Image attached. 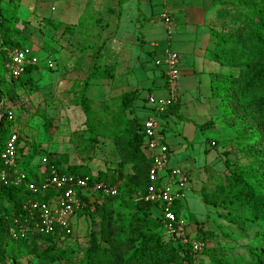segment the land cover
Masks as SVG:
<instances>
[{
  "label": "trees",
  "instance_id": "1",
  "mask_svg": "<svg viewBox=\"0 0 264 264\" xmlns=\"http://www.w3.org/2000/svg\"><path fill=\"white\" fill-rule=\"evenodd\" d=\"M235 3L244 8H234ZM252 10L256 12L255 16L251 14ZM219 16L223 20L222 26L211 30L214 47L206 50L208 59L226 69L225 72L212 74V94L219 100L216 118L237 129L233 140L252 159L242 164L226 157L228 172L213 174L214 187L203 186L200 195L205 204L219 209L220 216L241 228L245 229L249 223L264 228V0H229L219 10ZM80 19L84 21V17ZM45 23L54 29L63 26L62 21L49 18ZM14 28L12 20L0 15V174L5 169L1 154L11 136V125L4 108L17 110L15 103L20 89L35 83V73L40 65L28 64L18 77L9 75V52L21 46L13 38ZM114 73L113 65L95 64L87 78L75 81L69 90L73 94L72 102L80 106L86 115L87 141L97 145L100 137L110 139L118 156L114 164L95 173L88 163L93 156L88 155L80 163H69L67 167L49 163L40 171L32 164L37 148L20 131V141L24 142V146L19 148L17 165L30 180L41 183L56 166L70 174L89 176L92 181H102L117 188L116 194L104 196L100 203L90 202L78 211L79 219L89 221L87 245L73 248L69 243L74 236L71 233L35 230V223L39 221L38 211L31 216L24 203L27 204L29 199L47 201L54 190L34 194L25 185L4 184L0 179V206L9 213V226H0L1 264H14L6 253V247H14V260L24 252L37 259V264H56L63 260L72 261V264H204V260L199 261V254L194 253L188 244L166 238L159 216L156 217L160 230L150 229L149 219L156 207L145 199L151 186V161L144 150L141 122L136 113L132 115L140 91L123 92L101 109L95 108L94 100L87 95L93 78L113 77ZM177 103L178 100L162 114L165 128L169 124L168 117L176 113ZM102 110L104 116L99 117ZM42 119L45 131L51 133L55 128L51 119L46 114H42ZM194 123L198 128L205 129L213 126L215 121ZM218 141L213 140L214 145L217 146ZM24 148H28L27 153H24ZM60 157L68 162L67 154ZM20 162L25 169H20ZM13 176L10 170L9 177ZM97 196L101 197L100 194ZM86 200H89L88 197ZM92 203L94 210L90 207ZM109 203L112 204L108 208ZM173 210L178 217L183 216V202L177 200ZM189 221L196 225L197 239L207 242V239L215 237L216 231L204 228L203 221L194 214L189 215ZM11 229L16 231V237ZM209 251L205 246L201 253ZM210 256L208 264H264V254L257 250L249 251L246 263L213 253Z\"/></svg>",
  "mask_w": 264,
  "mask_h": 264
},
{
  "label": "rangeland",
  "instance_id": "2",
  "mask_svg": "<svg viewBox=\"0 0 264 264\" xmlns=\"http://www.w3.org/2000/svg\"><path fill=\"white\" fill-rule=\"evenodd\" d=\"M233 7L244 8L237 3ZM164 8L162 3L154 0H0V15L15 24L14 40L21 45L31 46L41 60L35 73V83L20 89L15 103L19 129L37 148L32 164L38 170L42 171L49 163H60L59 166L67 167L69 163H80L91 155L93 157L88 163L96 173L118 160L110 139L100 137L97 145L87 141L86 115L80 106L72 102L73 94L69 90L75 81L87 78L92 66L99 64L115 66V73L113 77L91 80L87 95L94 100L95 108L101 109L123 92L140 91L142 78L148 75L149 67L154 65V60L146 51L151 49L148 41H160V48L168 45L167 40L160 39L166 34H163L162 29L165 20L162 14L166 12ZM251 14L255 16L256 12L252 10ZM82 17L83 22L80 21ZM47 18L62 21L63 26L54 29L45 23ZM135 112L136 105L132 115ZM42 114H46L55 127L51 133L44 129ZM137 114L142 116V112ZM103 116L102 110L99 117ZM214 127L217 130L202 131L188 120H177L167 125V130L173 131L178 139H185L183 149L176 148L171 161L179 158L181 151L188 148L191 157L198 163V149L203 135L220 140L217 147L211 143L210 150L213 154H217L218 150L220 152L223 164L218 173L228 172L226 157L242 164L252 159L233 140L237 129L228 126L221 118L217 119ZM61 154L68 155V162L60 157ZM171 163L169 159V165L174 166ZM19 167L25 169L21 162ZM195 171L197 173L198 168L194 169V174ZM213 184L210 182V187H207L212 189ZM183 203V216L189 220L192 212L203 221L204 228L216 231L215 237L207 239L211 252L199 253V261L204 260V264H208L210 253H213L226 256L231 261L246 263L250 250L264 254L262 226L249 223L243 229L230 222L219 215V209L202 201L199 190L188 191ZM111 204H108V208ZM2 207L0 226L7 227L9 213ZM159 212L155 207L149 219L153 231L160 230L156 217ZM89 228L86 219L75 222L74 236L69 241L73 248L87 245ZM187 228L193 235L196 225L189 221ZM13 248L6 247V253L14 264H37V259L24 252L14 260ZM56 264H72V261L63 260Z\"/></svg>",
  "mask_w": 264,
  "mask_h": 264
},
{
  "label": "built area",
  "instance_id": "3",
  "mask_svg": "<svg viewBox=\"0 0 264 264\" xmlns=\"http://www.w3.org/2000/svg\"><path fill=\"white\" fill-rule=\"evenodd\" d=\"M163 17L167 19L168 13H163ZM1 38L0 33V40ZM9 57L8 68L11 77L22 75L28 64H40L41 61L36 50L29 45L14 47L10 50ZM154 60L155 65L166 74L168 95L165 97L149 95L145 105L148 115L141 122L144 150L151 161L149 170L151 186L145 199L159 209L158 216L162 221L166 238L188 244L194 253L199 254L207 246V242L197 239L195 233L192 235L187 228L189 223L187 217H178L173 210L174 203L185 197L191 176L186 170L169 165L171 149L165 139L166 122L162 117L167 108L178 100L179 83L183 74L180 67L181 55L169 49L156 56ZM4 112L11 125V136L6 141L1 154L5 169L2 170L0 179L4 184L25 185L34 194L44 193L49 189L54 190L49 200L29 199L26 204L31 216H35L38 211L39 221L35 223V230L43 233L60 230L66 234H74V224L79 219L78 211L86 208L90 202L100 203L104 196L116 194L117 188L102 181H92L89 176L79 177L70 174L56 166L52 167L50 175L41 183L30 180L17 165L20 157L19 148L24 146V142L20 141L17 111L4 108ZM1 117L2 112H0V119ZM27 152L28 148H24V153ZM10 170L13 172V177H9ZM98 194L101 197H98ZM90 207L92 210L95 209L93 203ZM11 232L14 237L17 236L14 229H11Z\"/></svg>",
  "mask_w": 264,
  "mask_h": 264
},
{
  "label": "crops",
  "instance_id": "4",
  "mask_svg": "<svg viewBox=\"0 0 264 264\" xmlns=\"http://www.w3.org/2000/svg\"><path fill=\"white\" fill-rule=\"evenodd\" d=\"M149 1L152 2L153 0ZM154 1L159 4L162 3L165 6L166 12L168 11V18L163 17L165 20L162 19L165 28V30L162 28L163 34L165 32L166 34L160 38L167 40L168 45L160 48V43H158L160 41L151 39L148 41L151 49H146V51L152 61L166 50L170 49L179 52L181 55L180 67L183 72L179 83L176 113L168 117V123L170 124L177 120H188L203 124L212 120L215 121L214 125H217L216 114L219 100L212 94L211 80L213 73L225 72L226 69L218 62L208 59L206 57V50L214 47L211 30L213 28L220 29L222 26L223 20L219 16V10L229 0ZM160 10L162 11L163 9L161 8ZM142 40L145 41L144 39ZM153 62L154 65L149 67L148 75L144 76L139 84L141 88L140 96L136 100L137 103L135 102V113L140 122L148 115L145 105L149 95L156 97L168 95L166 74L160 67L155 65V60ZM152 69L156 70L153 71ZM137 112H142V116L139 117ZM214 125L210 128L202 129V131L207 129L215 130ZM164 133L166 142L171 149V164L186 170L191 176L189 187L185 191V197L181 200L183 202L188 191L193 189L200 191L205 185L210 187V182L213 184L212 175L218 173L223 161L219 150L217 154L210 152L212 149L211 143L213 144V140L215 139L205 135L202 136L199 145L198 163L191 157L192 153L188 148L181 151L179 158L171 161L176 148L178 150L183 149L185 139H178L174 135V132L168 131L167 128ZM195 168H198L197 173L195 171L196 175L193 172ZM191 214L193 213L191 212Z\"/></svg>",
  "mask_w": 264,
  "mask_h": 264
}]
</instances>
